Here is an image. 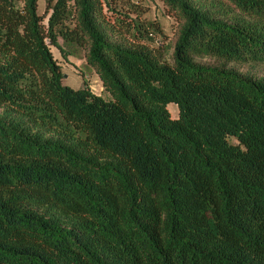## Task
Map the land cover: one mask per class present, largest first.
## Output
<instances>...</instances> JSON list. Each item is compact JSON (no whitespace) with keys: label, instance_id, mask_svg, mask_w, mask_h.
Masks as SVG:
<instances>
[{"label":"trees","instance_id":"16d2710c","mask_svg":"<svg viewBox=\"0 0 264 264\" xmlns=\"http://www.w3.org/2000/svg\"><path fill=\"white\" fill-rule=\"evenodd\" d=\"M154 1L0 0V264H264V0Z\"/></svg>","mask_w":264,"mask_h":264},{"label":"rangeland","instance_id":"374dc122","mask_svg":"<svg viewBox=\"0 0 264 264\" xmlns=\"http://www.w3.org/2000/svg\"><path fill=\"white\" fill-rule=\"evenodd\" d=\"M46 1L39 0V13L44 18V25H47V13H46ZM145 5L150 6L147 10V20L154 22L155 20L161 26L163 35L157 39L162 40L164 53L168 51L171 53V48L174 44L176 37V31L178 29V22L170 15L165 9L163 3L159 0L154 2H143ZM63 46L62 41L59 43V48L51 47L52 53L62 68L64 75V84L73 90H80L85 86H88L96 94L102 93V83L97 73L87 64L85 59V53L78 49L65 50L66 56H63L60 48ZM166 48V50H165ZM167 48L169 50H167ZM106 97V95H105ZM169 111L172 119H177L179 115L178 107L171 105Z\"/></svg>","mask_w":264,"mask_h":264},{"label":"built area","instance_id":"2783aa9c","mask_svg":"<svg viewBox=\"0 0 264 264\" xmlns=\"http://www.w3.org/2000/svg\"><path fill=\"white\" fill-rule=\"evenodd\" d=\"M97 94V93H96Z\"/></svg>","mask_w":264,"mask_h":264}]
</instances>
